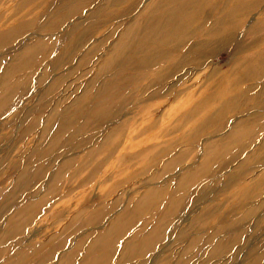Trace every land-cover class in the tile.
<instances>
[{
    "label": "rangeland",
    "instance_id": "obj_1",
    "mask_svg": "<svg viewBox=\"0 0 264 264\" xmlns=\"http://www.w3.org/2000/svg\"><path fill=\"white\" fill-rule=\"evenodd\" d=\"M167 1L0 0V264H264V0Z\"/></svg>",
    "mask_w": 264,
    "mask_h": 264
},
{
    "label": "bare ground",
    "instance_id": "obj_2",
    "mask_svg": "<svg viewBox=\"0 0 264 264\" xmlns=\"http://www.w3.org/2000/svg\"><path fill=\"white\" fill-rule=\"evenodd\" d=\"M191 0H169L167 1V4L171 3V6H169V10H165L162 13H158L154 18L152 23H149V27H151V33H155L158 35L153 36L154 39H161L167 40L171 39V37L175 35L176 31H179L182 29L183 26L187 27L189 25V21L187 19L186 12L191 9L193 4H189ZM232 10L222 16H217V25L222 27H225L228 29L229 36L231 37L232 31L230 28L231 22L233 21V18L236 14H238L240 11L245 10L250 4L244 2L241 3L238 0L232 1ZM224 29V30H226ZM213 31V30H212ZM206 32H209L208 30ZM213 34L207 35V37H212ZM247 38V37H246ZM245 39V38H244ZM254 40V39H253ZM248 42L251 43V39H248ZM258 58H255L254 61H252L250 64H253L256 62ZM264 66V65H263ZM8 68V67H7ZM262 72L264 73V68L262 69ZM254 72H248L247 75L251 76L250 74H253ZM243 78V77H242ZM264 93V89L262 91Z\"/></svg>",
    "mask_w": 264,
    "mask_h": 264
}]
</instances>
